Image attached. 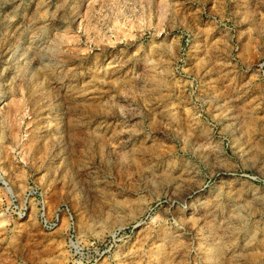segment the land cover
<instances>
[{
  "label": "rangeland",
  "instance_id": "rangeland-1",
  "mask_svg": "<svg viewBox=\"0 0 264 264\" xmlns=\"http://www.w3.org/2000/svg\"><path fill=\"white\" fill-rule=\"evenodd\" d=\"M0 264H264V0H0Z\"/></svg>",
  "mask_w": 264,
  "mask_h": 264
},
{
  "label": "built area",
  "instance_id": "built-area-1",
  "mask_svg": "<svg viewBox=\"0 0 264 264\" xmlns=\"http://www.w3.org/2000/svg\"><path fill=\"white\" fill-rule=\"evenodd\" d=\"M0 181L7 187L9 184L4 180L0 172ZM9 187V186H8ZM6 193V210L10 216L15 218H26L30 216L34 205L36 208L37 219L41 225L47 229L52 230L56 228L66 215L68 222L73 223V217L69 212L67 204L58 205L52 209L48 206V200L45 195L35 186H28L25 191L18 196L12 189Z\"/></svg>",
  "mask_w": 264,
  "mask_h": 264
}]
</instances>
